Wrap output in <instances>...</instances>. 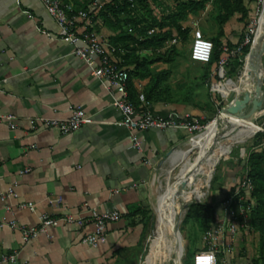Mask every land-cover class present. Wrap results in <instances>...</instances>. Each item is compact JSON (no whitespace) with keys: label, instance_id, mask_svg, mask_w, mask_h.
Returning <instances> with one entry per match:
<instances>
[{"label":"crops","instance_id":"1","mask_svg":"<svg viewBox=\"0 0 264 264\" xmlns=\"http://www.w3.org/2000/svg\"><path fill=\"white\" fill-rule=\"evenodd\" d=\"M240 16L235 13L224 24L223 43L238 38L230 32ZM193 17L205 34L215 32L216 25L210 19L196 14ZM185 22L183 26L191 28L194 21L188 26ZM94 24L109 40L113 31L100 20ZM111 56L121 62L117 53ZM125 67L134 69V65ZM150 68L153 72L171 70L162 84L168 86L163 100L148 103L151 112L189 113L199 120L207 117L208 111L195 106L198 96L185 84L190 68L177 69L174 61L162 66L155 62ZM133 81L136 95H145L149 78L134 77ZM136 100L142 105L140 99ZM78 106L90 120L71 133L49 128L29 130L30 120L67 118ZM0 112L15 115L18 123L10 128L0 121V191L13 187L19 193L12 201V212H6L0 201V217H16L33 225L44 212L55 216L78 214L85 203L122 214L119 220L108 223L107 241L99 246L80 241L92 225L81 229L62 223L50 228L49 235L41 233L28 242L23 241L20 231L0 225V253L18 251L23 264H137L146 230L142 212L135 216L131 213L148 209L154 170L169 151L184 144L189 131H139L141 149L135 148L130 131L117 124L122 115L112 105L111 93L85 60L74 53V45L60 37L55 18L40 0H0ZM242 169L227 175L226 192L238 183ZM50 195H62L61 205H51L47 200ZM21 202L33 209L19 208ZM258 257L259 233H255L237 244L231 264Z\"/></svg>","mask_w":264,"mask_h":264},{"label":"built area","instance_id":"2","mask_svg":"<svg viewBox=\"0 0 264 264\" xmlns=\"http://www.w3.org/2000/svg\"><path fill=\"white\" fill-rule=\"evenodd\" d=\"M49 14L53 16L60 28V37L74 45V53L85 60L91 67L92 74L97 77L112 95V105L121 113V119L117 121L130 131L133 146L141 149L138 132L149 129H181L200 131L204 125L189 113L180 114L172 111L166 115L151 112L148 109L149 101L143 93L139 94L142 105H137L130 98L128 88L129 69L121 66L111 56L115 51L109 40L95 27V18L104 8L108 0H40ZM259 3L264 0H257ZM131 6H136L133 0H129ZM77 4H82L78 7ZM258 21L247 30L243 41L237 48H230L227 43L223 44L218 69L223 74L229 65L231 57L240 53L243 47L249 44ZM193 42L190 56L192 60L206 63L210 60L213 52V42L206 37L198 22L191 24ZM153 29L149 30L152 33ZM177 36L173 41L177 42ZM90 118L82 107H75L67 118L40 117L30 120L29 130L38 131L49 128L56 129L63 134L71 133L87 123ZM0 121L7 123L10 128H16L18 123L16 116L10 113L0 112ZM262 134V146L264 148V127L260 128ZM28 171V169H27ZM254 182L249 174V169L243 167L235 191L224 194L219 203L214 206L215 218L211 225L204 231V248L194 254L193 264H213L211 257L214 256V264H231L238 243L258 233L252 224V213L257 206L253 196ZM19 193L13 187L0 191V201L4 203L6 212H12L18 199ZM51 205H61L62 195L48 196ZM19 208L33 209L32 205L24 202L18 204ZM122 214L117 211H101L96 206L84 204L83 210L78 214L71 212L61 216H55L44 212L39 216V221L33 225L20 222L16 217L4 215L0 217V225H8L11 229L21 232L25 242L37 237L41 233L49 235L50 228L62 223L74 224L78 228L92 225V229L81 235L80 241L90 246H99L107 241L108 223L119 220ZM23 264L18 251L0 253V264ZM65 264V263H60ZM240 264H254L252 260H246Z\"/></svg>","mask_w":264,"mask_h":264},{"label":"rangeland","instance_id":"3","mask_svg":"<svg viewBox=\"0 0 264 264\" xmlns=\"http://www.w3.org/2000/svg\"><path fill=\"white\" fill-rule=\"evenodd\" d=\"M183 1L189 0H149L144 9V15L149 18V21H152L153 17H156L157 19H163L167 17L172 11L176 10L178 4ZM199 1L205 2V8L202 11H199L196 15H199L201 18L206 17L207 20L210 19L211 22L215 23L216 25L215 32L210 35L205 34V29L202 27V31L206 37L210 38L216 35L218 31V24L215 20V17L219 13V10L216 7L215 0ZM263 3L264 2L259 3L257 0H254L249 7L248 17L245 20H241L240 18L234 20V26L231 28L230 35L234 36V33H236L238 38L236 40L232 38L226 41L230 48H237L240 45V43L243 41L245 32L249 30L250 26H253L254 21L257 22L258 19L259 21L255 28V33L256 31L257 33L259 32L263 13ZM193 21H196V18L193 17V14L192 17L189 15L185 25L188 26L189 23H192ZM109 29L111 30V28ZM189 29L190 31L186 39H183L175 34L178 38L177 42H174V38H172L166 42L162 50L145 51L149 56H157L160 58L158 60V66L168 64V62H165V59L170 57L174 59L173 61L174 64H176L177 69H185L186 67L190 68L191 74L189 75V79L185 81V84L190 87L191 94H196L198 96L195 106L200 109L207 110L209 113L207 117L200 120V122L204 125V128L200 131L189 132L186 141L180 146V148H187L189 139L191 137L208 129L217 119L221 118V111L226 108V106H229V104L235 98L236 92L240 88H243V84L249 79V73L244 70V64L246 62L245 57L247 54L244 55L243 53H237L231 57V59H233L232 62H230L231 67L228 70L227 66V70H225L223 74H220L219 69L216 67L215 71H210V73L214 72L212 77L211 75L206 76L205 73L209 69L207 65L201 61L192 60L190 56L193 42V29ZM154 30L155 29H153V31ZM237 60H242V64L238 65ZM261 64L262 67L260 69L263 76L262 84L264 85V54L262 55ZM246 110H250L251 113L249 118L259 128L251 135V137H249V139L239 143H234L222 151L218 158L217 164L213 169V174L207 179L206 182L202 183L201 185L200 193L202 194V197L192 200V202H190L184 208L183 215L180 217L179 228L181 231L180 239L182 240L181 254H183V264H193L194 254L204 248V230L195 219L187 218V212L190 205L193 203H205L216 206L219 203L221 197L228 192H226L225 189L227 175L236 169L239 170L241 168V163L245 161L252 153L257 151L264 152V148L260 139L261 132L259 131L261 127H264V95L262 99L254 101H248L246 96L242 95L240 103L235 106L232 111L242 112ZM199 154L200 149H194L178 165H174L170 158L165 159V161L159 167H157L156 170H154L150 181V200L147 210V217H145L146 235L144 237V243L142 245L143 247L141 249V254L139 255V261L137 264H158V261L155 258L157 252L156 226L160 216V210L157 205L158 193L163 190L168 181L171 184V188L175 187L177 184L173 186V182L175 180L178 181L182 173L189 171V169L194 165ZM188 177L189 179L192 178L191 175ZM203 192L206 193L203 195ZM257 238L258 236H255L254 240H257Z\"/></svg>","mask_w":264,"mask_h":264},{"label":"trees","instance_id":"4","mask_svg":"<svg viewBox=\"0 0 264 264\" xmlns=\"http://www.w3.org/2000/svg\"><path fill=\"white\" fill-rule=\"evenodd\" d=\"M136 6L132 7L129 0H108L104 8L98 13L95 21L100 20L105 26L111 28L113 34L109 36V43L115 49V53L121 58L119 63L121 66L134 65L132 71L129 70L128 88L130 98L138 104L139 96L136 95L134 87V77H148L149 82L145 89V98L148 101L163 100L164 93L168 91V86H162L167 81L171 70L162 69L153 72L150 68L160 59L157 56H149L140 54L142 50H162L166 42L174 38L176 35L183 39L188 37L190 27H184L182 22L187 21L189 15H195L205 8V2L199 0L183 1L178 4L177 9L172 11L167 17L157 19L153 17L152 21L144 15V9L149 0H133ZM254 0H215L219 13L215 20L218 24L216 35L209 39L213 42V52L210 60L205 64L209 68L205 73L210 75L213 68H218V64L223 53L222 37L225 35L224 24L235 14L240 13V19L245 20L249 15V7ZM155 29L152 33L149 30ZM174 30L176 35H174ZM254 35L245 45L242 51L246 55L252 45ZM228 44V43H227ZM230 44V43H229ZM138 52V53H137ZM243 55V56H244ZM174 59L168 57L165 62H172ZM231 59L230 62H232ZM237 64L241 65L242 60ZM231 63L228 65V70ZM225 69V70H227ZM262 140V134H260ZM241 167L249 169L254 182L253 196L257 201V206L252 213V224L259 233V257L254 261H260L264 264V152L257 151L252 153L245 161L241 163ZM237 183L233 184L228 193L234 192ZM148 209H139L131 213L135 216L139 211L143 214L144 227ZM215 208L213 205L205 203H193L190 205L187 218L195 219L202 229L205 231L215 218ZM255 264V262H254Z\"/></svg>","mask_w":264,"mask_h":264},{"label":"bare ground","instance_id":"5","mask_svg":"<svg viewBox=\"0 0 264 264\" xmlns=\"http://www.w3.org/2000/svg\"><path fill=\"white\" fill-rule=\"evenodd\" d=\"M262 34H264V3L260 30L257 36ZM244 70L249 73V79L243 84V88L238 91H242L248 101L262 99L264 85L262 84L261 69L259 68L258 72L252 75L248 58L244 64ZM238 104L232 101L228 107L226 106L221 111V118L217 119L212 126L189 139L187 148H178L172 153L170 160L174 165H178L191 151L196 148L200 149V154L194 165L189 171L182 173L177 185L171 188V184L168 181L163 190L158 193L157 205L160 210V216L156 226L157 252L155 255L158 264H175L176 254L181 255L182 240L180 236L174 233L173 226L180 221L184 208L192 200L202 197L200 193L201 185L213 174V169L222 151L234 143L249 139L259 128L249 118L250 110L242 112L232 111ZM189 175H191V179H189ZM205 193L203 192V195Z\"/></svg>","mask_w":264,"mask_h":264},{"label":"water","instance_id":"6","mask_svg":"<svg viewBox=\"0 0 264 264\" xmlns=\"http://www.w3.org/2000/svg\"><path fill=\"white\" fill-rule=\"evenodd\" d=\"M258 21H259V19H258ZM263 54H264V34L257 36V31H256L252 45L250 47V50L245 57L246 60H248V58L250 60L251 74L252 75H255L258 72V69L262 67L261 59H262ZM242 95H243L242 91H238L236 93V96L233 99V101L240 103ZM173 152H174V150L169 151L166 154L165 159L170 158ZM176 184H177V180H175L172 185L175 186ZM173 231L178 236L181 235V231L179 228V222H176L174 224ZM175 264H183V254H181V255H179L178 253L176 254Z\"/></svg>","mask_w":264,"mask_h":264},{"label":"clouds","instance_id":"7","mask_svg":"<svg viewBox=\"0 0 264 264\" xmlns=\"http://www.w3.org/2000/svg\"><path fill=\"white\" fill-rule=\"evenodd\" d=\"M211 259L213 260V264H214V256H213V257H211Z\"/></svg>","mask_w":264,"mask_h":264}]
</instances>
